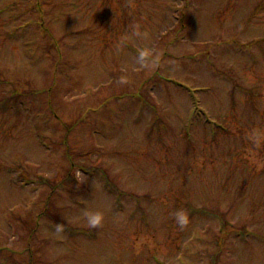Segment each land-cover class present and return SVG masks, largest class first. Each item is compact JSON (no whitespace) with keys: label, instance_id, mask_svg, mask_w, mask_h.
<instances>
[{"label":"rangeland","instance_id":"rangeland-1","mask_svg":"<svg viewBox=\"0 0 264 264\" xmlns=\"http://www.w3.org/2000/svg\"><path fill=\"white\" fill-rule=\"evenodd\" d=\"M35 3L0 0V104L34 90L0 111V247L22 264H201L220 234V264H264V0H40L48 30L18 28ZM48 200L73 229L41 218L30 239L22 219ZM215 202L226 229L186 207Z\"/></svg>","mask_w":264,"mask_h":264},{"label":"trees","instance_id":"trees-1","mask_svg":"<svg viewBox=\"0 0 264 264\" xmlns=\"http://www.w3.org/2000/svg\"><path fill=\"white\" fill-rule=\"evenodd\" d=\"M28 11L38 14V17L36 19H30L29 18L28 20L23 21L20 25L17 26L18 28H20L22 30H26L27 29L26 27H28L30 25H37V26H39V28L42 31L48 30V28L46 26H44L43 21H42L43 20V16H44V12L42 10L40 0H36V3L32 7H28L25 10H22V13L20 14V16L23 15L24 13H27ZM50 34L51 33H49L46 37L44 36L46 39L48 37L47 41H49L50 44L49 43L48 44L44 43L42 45V48H41L42 51L45 52L46 54H47L46 50H49L50 45L55 46L56 48L57 47L59 48L58 45L60 44V42H62L60 39L55 38V37L53 39H50ZM33 41H35V44L37 45L36 41H38V40H36L35 37H31L25 43L26 46L29 47L32 44ZM41 41H43V40H41ZM54 61H55V65H58L61 62V59L54 60ZM3 83H7V79L4 78L3 72L0 71V84H3ZM15 88L16 89L13 88L12 91L10 93H8L6 96H4V98L2 99V102L0 104L1 113L2 112H6V111H8L10 109L9 105H10L11 102L17 104L18 101L20 100V98L25 93H28V94H33L34 93V90H33V88L31 86H29V89L25 90L24 92H22L16 86H15ZM194 93L195 92H193L192 94L194 95ZM198 106L199 105L197 104L196 112L194 113L195 116L196 115L197 116L200 115L201 112H202L201 107L199 106V108H200L199 109ZM159 120H160L159 116H157L156 121H155V125H154L156 128L160 127V124H158ZM206 124H208V123H206ZM74 126L75 125L70 126L69 129L72 130V128ZM218 127H220V126H218ZM220 129H222V127ZM219 131H221V130H219ZM67 132H69V130ZM223 132H225V131H223ZM106 176H107V174L104 177H106ZM44 181L47 184L49 183L51 185V192L56 191L57 186L63 184L61 182L60 183H56V182L50 181L49 179H44ZM104 186L109 191V193H111L112 195H114L116 197V200H117L118 203H120L121 199L124 196H126V194L123 191L118 190L113 185V183H112V181H111V179L109 177L105 180ZM132 197L135 199V202H136V210H138V211H139V209L143 210V200H145L147 198V196L140 197V196L133 195ZM186 207H187V209H189L190 215H192L193 212L196 210L197 212H202V214H207L208 213L211 216L220 219L221 220V224H222V230L229 227L228 226L229 223L227 221V214L228 213L221 211L219 203L215 202V206L212 207V208H199V209L191 208L190 209V207H192L190 204H186ZM54 208L55 207H54L53 202L48 200V202L46 204V207H44L43 210H41L39 215H37L35 217L34 216L31 217V219H22L24 221L26 227L30 230V239L36 233L37 228H38V226L40 224V219L41 218L51 219L50 221H48L49 224L51 222H53V223L59 224V225H61L63 227H67L68 229H73L72 226H70L63 219H61V217L59 216V213L56 212L54 210ZM234 230H235V228H234ZM237 230H235L236 233H240V234H246L247 233V232L244 233L242 231H237ZM220 237H221V235L218 234L216 236V240L213 243L212 242L208 243L207 248H206L207 254L205 256L200 255L203 258V261H202L201 264H220L219 262L222 260V251H221L222 247H221V238ZM199 240H200V237H197L195 239L196 242H199ZM30 245L28 247V250H30ZM211 245H214L215 247L212 249ZM0 259L6 261L8 263H11V264H22V262H20L15 257L14 253L11 250H9L7 248H4V247H0ZM184 261L185 260H183L181 264H183V263L186 264ZM27 264H36V259H35L33 254L30 255Z\"/></svg>","mask_w":264,"mask_h":264},{"label":"clouds","instance_id":"clouds-1","mask_svg":"<svg viewBox=\"0 0 264 264\" xmlns=\"http://www.w3.org/2000/svg\"><path fill=\"white\" fill-rule=\"evenodd\" d=\"M84 215L87 218V224L92 227L102 225L105 219L103 211L88 209ZM177 222L183 226L188 223L189 216L185 209H177L175 212Z\"/></svg>","mask_w":264,"mask_h":264}]
</instances>
